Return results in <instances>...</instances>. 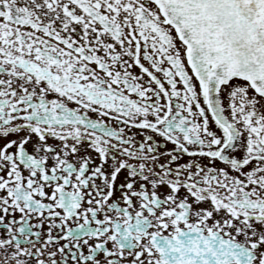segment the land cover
I'll return each mask as SVG.
<instances>
[{"label": "snow or ice", "instance_id": "snow-or-ice-1", "mask_svg": "<svg viewBox=\"0 0 264 264\" xmlns=\"http://www.w3.org/2000/svg\"><path fill=\"white\" fill-rule=\"evenodd\" d=\"M0 264H264V0H0Z\"/></svg>", "mask_w": 264, "mask_h": 264}]
</instances>
